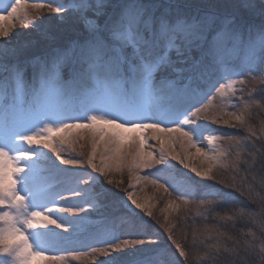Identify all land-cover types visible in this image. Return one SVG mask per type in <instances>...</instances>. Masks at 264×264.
<instances>
[{
	"label": "snow or ice",
	"instance_id": "6c2138e0",
	"mask_svg": "<svg viewBox=\"0 0 264 264\" xmlns=\"http://www.w3.org/2000/svg\"><path fill=\"white\" fill-rule=\"evenodd\" d=\"M32 6L47 7L61 22L66 18L62 14L66 13L81 35L72 43L53 47L48 55L30 62H9L7 51H0V255L10 257V264H32L33 259L63 264L66 257L57 249L67 238L54 229L67 232L68 228L66 218L58 214L79 216L87 209L83 205L79 208L67 204L56 206L57 201L78 197L95 208L94 201L113 196L119 197L123 212L109 222L114 227L116 220H120L130 230V238L113 234L111 239H104L105 233L101 230L92 250L110 258L100 264H123L120 253L129 248L143 251L145 249L138 246L144 245L157 250L156 264H181L180 258H183L182 264H193L192 248L181 243L183 234L178 239L173 231L176 225H169L167 218L161 225L167 233L166 236L160 234L163 242L143 235L140 229L150 221H144L141 213L156 220L153 211L129 190L131 183L121 195L123 180L112 178L113 171L122 172L124 167L131 175L134 169H151L164 164V141L157 135L142 136L125 149V138L121 134L149 130L178 133L181 143L186 139L209 163L203 171L191 167L195 177L216 181L224 188H235L243 196L236 178H228L220 169L231 167L239 171L246 162L239 159V151L237 158L227 164L221 163L218 157L201 153L198 141L208 126L197 121L208 120L230 128L245 127L250 136L255 135L248 122L251 103L246 101L239 114L228 111V105L230 98L236 95L235 85H264V0H238L236 4L228 0L201 3L71 0L68 5H54L44 0ZM26 7L23 0H0V37L9 36V21L19 22L25 28L30 26ZM205 9L223 10L227 15L213 28L208 21L214 14ZM257 13L262 18L259 26L250 19ZM237 49L246 56L239 66H233L229 53ZM178 64L181 67H177ZM29 67L32 69L30 79L27 78ZM252 91H256L255 87ZM259 91L264 96V87ZM217 98L220 104L213 112V101ZM260 127L264 134V121ZM68 129H87L92 133V153L86 166L98 175L88 173L82 181L88 188L76 187L65 195L64 192L52 193L47 188L44 170L40 167L44 154L37 152L41 148L48 149L61 164H76L75 160L61 158L63 141L55 142L52 135ZM210 131L214 140L221 138L215 134L216 130ZM97 137L104 142L99 166L94 162ZM149 139L160 142L159 159L152 151H144ZM228 143L238 147L240 140L229 136ZM248 150L253 155L245 171L255 173L256 165L264 170V144L260 148L253 144ZM169 155L184 168L190 167L178 155ZM221 155L227 160L230 153ZM129 157L131 164H126ZM218 176L223 178L218 179ZM161 179L156 177L151 182L171 197L172 186L166 187L167 181L161 183ZM252 180L257 181L255 175ZM195 183L199 186L200 181ZM259 183L264 186V176L259 178ZM105 184L114 186L115 190ZM207 194L219 195V192L210 187ZM181 196L182 193L177 192L179 203L169 200L168 206L179 209L181 205H188L189 200ZM251 202L260 204L259 212L253 208L239 215L246 216L264 236V197ZM247 235L256 238L255 232L249 231ZM211 239L212 235L206 234L201 243ZM195 240L194 237V244ZM49 250L51 254L45 256L43 253ZM201 253H195L196 257L208 264H264V242L259 248L248 242L238 250L221 247L217 239L216 243L204 244ZM133 264L152 262L137 260Z\"/></svg>",
	"mask_w": 264,
	"mask_h": 264
},
{
	"label": "rangeland",
	"instance_id": "374dc122",
	"mask_svg": "<svg viewBox=\"0 0 264 264\" xmlns=\"http://www.w3.org/2000/svg\"><path fill=\"white\" fill-rule=\"evenodd\" d=\"M23 2L27 5L26 11L29 14L28 21L30 26L25 28L19 22L13 24L9 21V36L7 38L0 37V51H7V59L9 62L15 63L16 61H20L24 63L34 61L37 58L48 55L53 47L66 46L81 35V32L73 26L71 18H67L66 13L62 14L66 18L61 22L57 18V14L50 13L47 7L37 9L32 6L33 4L44 2V0H23ZM48 2L54 5H68L71 3V0H48ZM191 2L201 3L203 0H191ZM228 3L232 4L230 0H228ZM231 10L233 11L234 9ZM204 11L209 14L217 12L223 15L225 13L223 10L217 11L216 9H205ZM21 15H23V12H21ZM223 20L222 17L212 15L208 23L211 27L216 28ZM32 24H38L39 27L33 28L31 27ZM44 36H47L49 39L44 41L42 39ZM241 51L237 49L229 53V59L231 61L234 59L237 60L238 53ZM242 54V56H239V61L241 60L239 64L243 62L246 56L244 51H242ZM173 58H175L174 54ZM233 66L239 65L235 63ZM177 67H181V65L178 64ZM260 86L251 83L247 85H235L236 95L230 98L231 103L228 105V111H234L239 114L244 110L246 101L251 103L249 111L252 121L249 119L248 122L255 131L254 136H250L248 129L245 127L238 126L230 128L223 124H211L208 120L197 121V123L208 126V130L203 131L198 141V147L201 150L209 149L206 154L207 156L218 157L221 163L227 164L237 158L236 153L239 151V159L246 162L241 164L239 171L231 167L220 169L228 178L231 179L233 176L236 178L235 183L244 191L243 196L235 188H224L223 185L216 181L200 180V178L195 177V174L190 171V168L197 167L203 171L207 169L209 163L205 160L204 155L200 153L197 155L198 159L193 158L192 152L196 151V148L190 147L186 139L185 142L181 143L178 133H152L149 130L148 132H125L121 134L125 138V149H127L133 140L138 142L142 136L157 135L161 139H166L163 149L165 156L164 164L155 165L151 169H134L131 175L129 174L128 168L124 167L122 172L113 171L112 178L114 180H123V185L120 190L121 195H123V189L128 188L129 183H131L132 188L129 190L133 191L139 201L146 204L153 211L156 220L148 217L145 213H141L144 221H150V223H144L142 225L140 231L143 235L148 238H159L163 242V237L160 234L164 233V236H166L167 233L164 232V228L161 225L165 223V218H167L169 225H176L173 231L177 234L178 239L183 234L184 239L181 240V243H185L188 247L192 248L194 253L193 264H208L207 261L198 259L195 253L202 254L201 249L204 244L216 243L217 239H219L221 247L237 248L238 250L243 249L248 242L255 244L257 248L264 242V236L261 235L260 230L249 222L246 216L242 217L239 215L241 211L247 213L253 208L259 212L260 204H253L251 200L255 199L259 201L264 197V186H261L259 183V178L262 176L260 166H255V173L245 171L251 165V156L253 155L248 149L253 144L257 148H260L264 144V134L261 133L260 127L261 122L264 121V106L260 104L261 101H253V95L258 91ZM253 87H255L256 91H252ZM250 92L251 96L249 95ZM219 104V98L213 101V112L217 110ZM186 127H194V125H187ZM212 129L216 130L215 134L221 136V138L214 140L212 138L213 133L210 131ZM52 135L55 142L63 141V150L60 153L61 158L72 159L77 161V163L61 164L56 159L55 154L50 150L39 149L37 154L39 155L40 152L44 154L40 160V167L44 170L47 188L52 193L64 192L65 195H68L69 191L76 187L88 188V185L82 183L83 179L87 178L88 173H91L92 176L98 175L97 173H92L91 169L86 166L87 159L92 153V133L87 129H68L65 132H54ZM229 136L240 140V145L238 147L230 145L228 143ZM81 137H84V139H81ZM257 137H260V139H257ZM97 141L94 162L99 166L101 164V152L104 148V142L99 141L98 137ZM157 144L158 141L149 139L144 151H152L154 156L159 159L161 146H159L160 149H156L155 146L157 147ZM169 153L178 155L190 167L184 168L183 164L172 160ZM221 153H230V155L225 160ZM106 162L109 164L112 163L111 161ZM81 164L85 166L81 167ZM126 164H131V157L127 159ZM253 175L257 178L256 182L252 180ZM144 177L148 178L144 179ZM156 177L162 178L159 181L161 183L166 180V187L169 185L172 186L170 188V191L173 192L171 197L163 189L151 182ZM220 178H223V176H218V179ZM197 180L200 181L199 186L195 183ZM105 187L115 190L112 185L105 184ZM210 187L218 190L219 195H208L207 192ZM177 192L182 193L181 199L189 200L188 205H181L179 209L168 206L169 200L173 201L174 204L179 203L176 200ZM94 203L96 207L91 208L88 206V202L78 197L57 201L56 206L67 204L79 208L83 205L87 209L86 212L80 213L79 216H73L68 213L58 214L66 218L67 223L65 227L68 228L67 232L63 229H54L61 237L67 238L61 241L60 247L57 249L60 255L66 257L63 264H100V261L109 259L110 257L100 256L92 250V245L97 243L96 237L101 230L105 233L104 239H111L113 234L130 238V230L120 220H116L114 227L109 222L123 212L119 197L108 196L101 200H96ZM157 220H159V223H157ZM241 224L242 226L238 227ZM249 231L255 232V239L247 235ZM221 233L223 234L222 236L220 235ZM206 234H211L213 239L204 240L201 243ZM194 237L196 238L195 244L193 243ZM138 247L145 250L136 251L135 249L129 248L119 254L123 264H133L137 260H148L152 264H156V259H159L156 249L148 245ZM51 252L52 250H49L43 254L47 256ZM126 253L130 255H126ZM178 255L176 253V256ZM180 259L182 264L183 258ZM10 260L11 258L8 256L0 255V264H5V262H9L10 264ZM32 264H50V261L33 259Z\"/></svg>",
	"mask_w": 264,
	"mask_h": 264
},
{
	"label": "trees",
	"instance_id": "16d2710c",
	"mask_svg": "<svg viewBox=\"0 0 264 264\" xmlns=\"http://www.w3.org/2000/svg\"><path fill=\"white\" fill-rule=\"evenodd\" d=\"M230 2L232 3V4H236V3H238V0H230ZM233 11H238V9H234ZM222 13H220V14H218L217 12H215L214 13V15L216 16H219V17H222V19H224L225 18V16L227 15V13H223V15H221ZM251 22L254 24V25H256V26H259L261 23H262V18H261V16L259 15V13H257L255 16H252L251 18ZM68 35H70V34H68ZM41 54V53H40ZM243 54H242V51L240 52V53H238V57H237V60H233V61H231L232 62V64L234 65L235 63H237L238 65H240L239 63L241 62V60L239 61V56H242ZM31 73H32V69H31V67H29V69H28V72H27V78L28 79H30L31 78ZM259 86V85H258ZM262 87H264V85H261L260 87H259V89H258V91L253 95L254 96V100L253 101H255V102H258V101H261L260 102V104H263V106H264V96H262L261 95V93H260V88H262ZM263 102V103H262ZM250 121H252L251 119H250ZM262 151H264V150H262ZM258 167V166H257ZM261 172H262V176H264V170H261ZM237 226V225H236ZM242 226V224L241 225H238V227H241ZM187 246V245H186ZM156 259V258H155ZM156 261H157V259H156Z\"/></svg>",
	"mask_w": 264,
	"mask_h": 264
},
{
	"label": "bare ground",
	"instance_id": "6f19581e",
	"mask_svg": "<svg viewBox=\"0 0 264 264\" xmlns=\"http://www.w3.org/2000/svg\"><path fill=\"white\" fill-rule=\"evenodd\" d=\"M44 55H45V54H44ZM162 140L164 141V143L166 142V139H165V140L162 139ZM157 145H158V146H157V147L155 146V148H156V149H160V147H159V146H160V142H159V141H158V144H157ZM208 151H209V149H207V150H206V149H205V150H201V152H202L203 154H205V155L208 153ZM197 155H198L197 151L192 152V157H193V158L198 159V156H197ZM201 158H202V157H201ZM199 160H200V158H199Z\"/></svg>",
	"mask_w": 264,
	"mask_h": 264
}]
</instances>
